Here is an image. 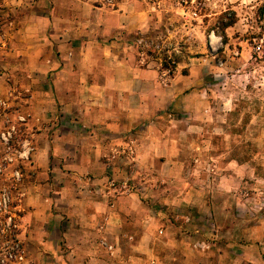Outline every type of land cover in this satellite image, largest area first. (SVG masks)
Masks as SVG:
<instances>
[{"label":"crops","instance_id":"0c3cea01","mask_svg":"<svg viewBox=\"0 0 264 264\" xmlns=\"http://www.w3.org/2000/svg\"><path fill=\"white\" fill-rule=\"evenodd\" d=\"M164 1L119 0L111 7L98 0H0L15 5L11 68L17 83L29 90L17 113L26 117L23 132L31 135L35 148L32 158L21 162L18 236L27 251L26 264H166L163 253L174 241L165 233L168 229L158 227L160 214L148 205L158 188L145 186L142 172L124 166L158 160L162 181L169 180L184 164L180 137L210 128L223 112L212 109L210 89L198 87L194 74L199 67L212 71L210 55L221 46L220 37L206 30L201 19L186 25L178 16H162ZM165 18L181 21L171 22V37L191 31L193 38L186 50H177L178 62L163 86L159 61L141 63L131 36L149 33ZM228 29L242 30L240 20ZM239 45L235 61L250 65L246 45ZM223 84L231 94L233 85L228 80ZM189 87L192 91L184 97ZM170 105L182 114L178 119L168 115L171 125L162 126L157 119L166 118L163 110ZM182 121L187 126L179 128ZM134 135L130 155L124 148ZM234 162L233 167L242 166ZM236 170L223 176L227 184L238 179ZM131 178L138 182L134 187L115 192L110 185ZM7 179L0 175V187ZM172 195L170 189L157 198L165 204L173 201ZM259 222L258 231L264 229V219ZM158 229L165 235H158ZM236 259L223 262L239 264ZM256 260L264 264L261 255ZM188 262L198 264L194 258Z\"/></svg>","mask_w":264,"mask_h":264},{"label":"rangeland","instance_id":"374dc122","mask_svg":"<svg viewBox=\"0 0 264 264\" xmlns=\"http://www.w3.org/2000/svg\"><path fill=\"white\" fill-rule=\"evenodd\" d=\"M111 1L112 4H106V0H98L101 5L111 7L116 6L119 0ZM161 10L162 16H178L186 25L201 19L206 30L213 29L220 37L221 46L213 53L214 57L210 55L212 71L199 67L194 74L199 79L198 87L210 89L212 109L223 113L210 121V128L191 131V134L180 137L179 159L184 164L169 180L162 181L158 160L141 168L124 167L129 172H142L145 186L158 188L157 192H153L156 194L149 195L152 202L149 201L148 205L160 214L158 227L168 229L165 233L174 241L163 253L166 264H189L188 260L193 258L198 264H222L223 260L234 257H238L239 264L263 263L256 258L261 255L264 261V229L258 231L255 227L264 219V0H165ZM222 16H235L236 22L240 20L242 30L223 29L225 19ZM171 22L178 25L181 21L165 18L149 33L131 36L141 63L150 59L159 61L158 78L163 86L170 82L173 71L170 65L163 67V58L173 60L175 54H179L177 50H186L193 38L191 31H178L175 37H171L170 30L174 29ZM14 29L15 5L0 2V96L10 104L8 114L11 120L15 119L11 111L25 105L29 96V90L17 83L18 75L11 68L14 57L9 54V40ZM140 39L158 42L161 47L157 50L141 46L138 44ZM241 41L248 49L250 65L235 61L242 49L239 45ZM227 61L233 64L226 66ZM215 65H219L220 70L215 71ZM226 80L234 87L229 95L224 89ZM240 83L249 84L251 88ZM191 91L192 87H189L182 95L186 97ZM180 110L174 105L167 106L163 110L166 118L157 120L162 126L171 125L165 119L168 115L178 119L182 114ZM0 121L2 128V117ZM177 125L179 128L187 126L183 121ZM127 138L131 139L128 145L132 148L128 146L123 150L133 155V140L136 137ZM123 150L120 149V152ZM2 156L0 143V159ZM234 161L241 162L242 166L233 167ZM235 168L238 169V179L227 184L223 176ZM133 184H138L135 178L125 183L110 181V185L115 186V192L127 186L134 187ZM170 189L173 201L160 203L157 197L165 195ZM187 191L190 193L187 194ZM159 229L158 235L161 233ZM165 233L163 231L161 235ZM101 244L110 253L114 250L103 238ZM248 258L253 261H248Z\"/></svg>","mask_w":264,"mask_h":264},{"label":"built area","instance_id":"2783aa9c","mask_svg":"<svg viewBox=\"0 0 264 264\" xmlns=\"http://www.w3.org/2000/svg\"><path fill=\"white\" fill-rule=\"evenodd\" d=\"M106 4H112V1L106 0ZM138 44L157 50L161 47L158 42L144 39H140ZM9 108L8 101L0 96V117L4 122L0 128V143L3 147L0 175L7 174L8 177L0 187V264H26L27 251L18 236L24 197L20 191L23 178L21 162L30 160L35 148L31 135H24L23 132L26 117L15 109L11 111L15 119L11 120Z\"/></svg>","mask_w":264,"mask_h":264},{"label":"trees","instance_id":"16d2710c","mask_svg":"<svg viewBox=\"0 0 264 264\" xmlns=\"http://www.w3.org/2000/svg\"><path fill=\"white\" fill-rule=\"evenodd\" d=\"M221 18L225 19L224 20L225 22H223V24H222V28L223 29H225V28L233 25L236 22L235 16H232V18H226L225 16H222ZM224 39H225L224 38V34H222V41L223 42H224ZM170 61L172 63H170ZM177 62H178V60L176 58H174L173 60H171V59H167V57H164L163 58V64L162 65H163V67H167V66L170 65L171 66V69H174ZM170 72H171V70H170Z\"/></svg>","mask_w":264,"mask_h":264}]
</instances>
